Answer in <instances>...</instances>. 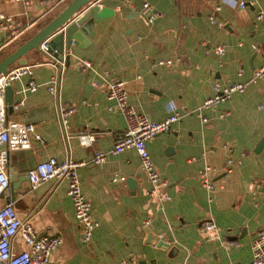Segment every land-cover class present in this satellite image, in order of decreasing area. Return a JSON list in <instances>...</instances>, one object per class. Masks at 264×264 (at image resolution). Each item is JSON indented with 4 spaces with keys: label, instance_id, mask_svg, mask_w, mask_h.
I'll list each match as a JSON object with an SVG mask.
<instances>
[{
    "label": "crops",
    "instance_id": "obj_1",
    "mask_svg": "<svg viewBox=\"0 0 264 264\" xmlns=\"http://www.w3.org/2000/svg\"><path fill=\"white\" fill-rule=\"evenodd\" d=\"M23 1L0 0V14L12 16L18 28L16 35L0 29V61L72 0ZM147 2L158 13L152 23L143 14ZM93 4L100 16L93 37L83 35L79 46L71 45L64 52L66 64H44L55 61L32 50L24 58L34 65L36 90H25L27 75L10 83L7 118L32 127L29 147L8 154L10 197L18 217L29 221L37 236L62 238L48 264H121L129 258L140 264L252 261V242L264 232V75L252 81L254 70L264 65V17L257 18L264 0ZM219 44L226 45L222 56L215 53ZM81 60L91 66H81ZM56 74L59 88L51 94L47 83ZM110 77L124 82L127 103L152 121L166 119L171 106L178 107L181 117L172 129L147 141L155 169L168 182L160 193L152 194L153 184L133 148L92 161L95 151L112 148L127 125L119 109H108L114 105L105 94ZM217 80L247 87L201 117L197 108L213 95ZM20 101L23 105L14 109ZM61 104L75 107L64 128L57 120ZM79 134L93 135L92 144H80ZM51 157L83 163L80 187L98 223L88 241L80 238L67 180L29 187L28 170ZM206 166L212 190L199 179ZM114 176L125 180L114 181ZM207 222H214L217 231L204 232ZM12 246L16 253L25 249L19 237Z\"/></svg>",
    "mask_w": 264,
    "mask_h": 264
},
{
    "label": "built area",
    "instance_id": "obj_2",
    "mask_svg": "<svg viewBox=\"0 0 264 264\" xmlns=\"http://www.w3.org/2000/svg\"><path fill=\"white\" fill-rule=\"evenodd\" d=\"M17 1V0H7ZM22 1V0H21ZM223 1V0H221ZM28 4L29 1H23ZM241 8H245L247 3L242 1ZM220 5L217 9H220ZM143 14L147 20L152 23L158 16V13L153 10V7L147 2L143 6ZM264 17V12L260 10L257 18L261 20ZM0 29L11 33L18 34L17 24L14 18L7 14H0ZM40 51L48 54V43L44 40L40 46ZM226 45L219 44L215 48V53L218 56L225 54ZM55 61H45L44 64H52L57 67L58 64H65V57ZM159 64H170V61L161 60ZM80 65L89 68L91 63L87 60H81ZM34 65L15 66L8 70L6 74L0 77V264H48L53 252L62 244L63 240L60 236H37L32 224L29 221H22L16 212L14 201L10 197V182L7 173V161L10 150L29 147L28 134L31 132V125H26L17 121H10L7 118V106L5 103V88L12 81L18 80L23 76H29L30 79L25 86V90L35 91L37 84L32 79ZM264 75V65L256 68L253 72L252 81L257 80ZM60 78L56 74L47 83V90L51 94H56L59 88ZM96 86L97 83L93 82ZM247 87V83H234L230 85L222 84L220 81H215L213 84V95L206 98L204 102L197 108L199 116H203L202 112L205 109H210L218 106L220 103L231 99L234 94L243 92ZM105 94L108 100L114 102L113 106H109V110L114 107L119 109L125 119L126 128L123 134L117 138L112 148L109 151L97 150L94 152L92 161L94 163L103 162L109 154H118L124 150L133 148L137 151L141 158L142 166L147 174L148 179L153 184L152 194L160 193V189L168 185L167 180L161 178L160 174L155 169L151 154L147 147L148 139L155 137L163 132H169L174 123H176L181 115L178 107L171 106L170 115L162 121H152L145 114L138 112L127 103V93L124 88V82L118 77H110L105 89ZM23 105L20 101L13 105L14 109ZM75 111L72 104H61L58 107L57 120L62 128L67 125L70 115ZM203 120H208L203 117ZM36 141H42V137L34 134ZM78 139L83 146H90L94 140L91 134H79ZM83 165L82 162H77L71 158L57 160L49 158L39 162L35 167L27 172V179L30 189H34L41 183L48 180H67V195L69 196L73 208L76 222L80 228V238L83 241H88L98 223L91 215V204L81 191L78 168ZM211 167H204L199 174L200 182L206 188L212 190L214 188L210 179ZM118 179L124 181V177L114 176L113 180ZM166 198L170 199L169 196ZM148 223V222H146ZM204 232H215L217 226L214 222H207L202 226ZM19 237L25 245V249L16 253L13 251L12 242ZM253 259L252 261L238 262L237 264H264V232L257 234L252 242ZM121 264H140L137 259L129 258L123 260Z\"/></svg>",
    "mask_w": 264,
    "mask_h": 264
},
{
    "label": "water",
    "instance_id": "obj_3",
    "mask_svg": "<svg viewBox=\"0 0 264 264\" xmlns=\"http://www.w3.org/2000/svg\"><path fill=\"white\" fill-rule=\"evenodd\" d=\"M94 1L72 0L46 25L0 61V77L4 76L15 62L18 66L27 65L24 55L32 50H40L39 46L44 40H47L48 43V55L57 59L65 57L66 64L68 56H64V52L69 51L71 45L79 46V42L84 40V36L93 37L92 27L100 18L98 6L93 4ZM12 96L13 90L8 85L5 88V102L8 106L12 104ZM161 243L160 245H162Z\"/></svg>",
    "mask_w": 264,
    "mask_h": 264
}]
</instances>
